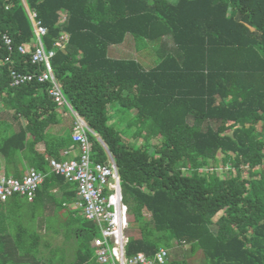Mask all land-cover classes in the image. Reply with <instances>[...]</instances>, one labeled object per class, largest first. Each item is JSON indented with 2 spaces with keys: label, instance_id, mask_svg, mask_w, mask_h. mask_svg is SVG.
Listing matches in <instances>:
<instances>
[{
  "label": "trees",
  "instance_id": "1",
  "mask_svg": "<svg viewBox=\"0 0 264 264\" xmlns=\"http://www.w3.org/2000/svg\"><path fill=\"white\" fill-rule=\"evenodd\" d=\"M25 1L46 28V49L68 35L51 65L67 101L116 163L129 218L139 229V237L125 244L126 256L134 260L143 253L151 264H186L169 261L176 242L200 252L202 264H264V0ZM5 35L12 39L10 63ZM126 35L138 47L156 46L153 67L107 56L108 47ZM36 42L23 0H0V177H22L23 159L29 169L47 173L31 199L0 201V221L12 225L0 238V264H103L92 245L98 229L79 215L80 208L69 209L70 222L78 224L68 234L75 242L70 261L62 249L42 260L38 232L21 219L25 206L16 215L14 199L38 205V193L47 196V217L77 202L76 183L51 173L46 160H60L56 151L73 142L66 132L46 133L58 108L50 82L10 86L11 69L39 71L30 61ZM22 44L25 54L17 50ZM112 107L118 114V108L136 111L126 128L109 123ZM8 111L25 121L18 130L6 123ZM88 137L92 160L107 164L102 144L91 132ZM124 138L144 141L128 144ZM39 142L43 153L36 149ZM53 184L61 191L58 202L48 193ZM161 248L167 258L159 263Z\"/></svg>",
  "mask_w": 264,
  "mask_h": 264
},
{
  "label": "built area",
  "instance_id": "2",
  "mask_svg": "<svg viewBox=\"0 0 264 264\" xmlns=\"http://www.w3.org/2000/svg\"><path fill=\"white\" fill-rule=\"evenodd\" d=\"M37 42L31 52L30 61L40 69L37 73H24L11 69L10 86H20L30 82H50L49 94L57 107L67 106L74 116L71 138L78 143V155L69 160H48L50 172L65 177L76 183V207L82 210L85 219L92 221L100 231V236H95L92 245L95 247L98 260L103 264H151L143 253H138L136 258H128L125 254L126 230L129 227V207L123 200L121 181L116 168L108 161L107 164L95 163L92 160V142L88 137L91 132L88 125L72 108L67 101L61 85L57 81L51 59L55 55V48H62L68 40L67 34L54 42L52 49H46L41 41V36L46 33V28L39 21H35L36 14L30 12ZM64 20L62 17L61 21ZM4 44L8 49L5 62H11L13 51L12 39L3 36ZM21 54L26 53V45L17 47ZM47 173L33 168L20 178L9 176L0 177V201L4 202L9 197L17 195L31 199ZM94 242V244H93ZM159 263L167 258V251L159 249L157 253Z\"/></svg>",
  "mask_w": 264,
  "mask_h": 264
},
{
  "label": "rangeland",
  "instance_id": "3",
  "mask_svg": "<svg viewBox=\"0 0 264 264\" xmlns=\"http://www.w3.org/2000/svg\"><path fill=\"white\" fill-rule=\"evenodd\" d=\"M130 48L131 47H128V52H131ZM155 49L156 46L153 47L152 45H148L147 48L145 49L143 48L145 53L144 62H140V63L143 66V68L146 70L154 66L155 63L157 62L156 59L157 55L155 54V52H153ZM128 52H126L127 53L125 54L126 56H128V54H131ZM66 109L69 111L67 106ZM118 109L122 111V113L120 114L116 113L117 117L119 118L116 119L114 118L113 123H117V126H115L116 128L124 129L126 128L127 122H129L132 118L129 116V113L134 114L135 111L130 110L131 112H128L129 110H122L120 108ZM109 123L112 124V122ZM134 128L135 126L131 127V129ZM158 140L159 138L157 139L154 138L151 141V143L157 146L159 144ZM124 141L125 143L128 144L135 143L137 145H140L141 142L144 141V138H124ZM221 156L222 154L219 153L218 157L220 158ZM244 176L246 177L245 174ZM48 206H49L48 204L42 205L41 203L38 205H30V206L27 205L24 207V210L21 212V219L23 223L28 227V229H33V230L35 229L38 232L40 240L38 242L37 249L39 250L38 255L43 256L42 260H44V258H47L50 255V250L62 249L66 252V256H67L66 261H70L73 258V245L75 242L74 239L72 240L68 239V234L69 231L73 230V228H76L78 224L76 223L72 224V222H70L71 214L64 208H63L64 210H59V214L54 213L55 211L53 210V214L46 217L44 213L45 210L44 208H47ZM31 211H33L32 216H31ZM3 213L4 212H1L0 215L1 216L4 215ZM146 214L147 217L149 218V214L148 213ZM130 218H131L130 227L128 228L125 234V238L127 239V241L129 240L130 236L139 237V229L135 224V222H133L132 215H130ZM46 219H49V221H47ZM98 232L100 234V231ZM146 258L148 259L150 257L147 256ZM171 260H175L178 262L185 261L186 264H202L200 252H195L193 254L190 252L188 245H184V244L178 245L176 242H174L173 247L169 249V261Z\"/></svg>",
  "mask_w": 264,
  "mask_h": 264
},
{
  "label": "crops",
  "instance_id": "4",
  "mask_svg": "<svg viewBox=\"0 0 264 264\" xmlns=\"http://www.w3.org/2000/svg\"><path fill=\"white\" fill-rule=\"evenodd\" d=\"M128 40V41H126ZM168 46H171V42L170 40L168 41ZM128 47H131V52H128ZM145 47L143 46V43L141 45H139L136 43L135 39L132 38V36L130 35H126L125 36V40L120 43V44H116V45H110L107 49V56L111 59H126V58H134V59H138L140 62H144V50ZM153 50V49H151ZM128 54V56H126L125 54ZM155 52V54L157 55L156 49L153 51ZM158 58V55L156 57V59ZM153 67V66H152ZM0 110L3 113V111H5L3 108L0 107ZM132 111H135L134 109H132ZM131 112V111H130ZM136 112V111H135ZM109 113H110V121L109 122H114V118H119L116 115L115 110H113L112 108H109ZM55 116H53L52 119V123L49 125V127H47L46 129V133L50 134L51 136H60V135H64L66 132V134H71V130L73 127V119L74 116L73 114H71L70 111H68L66 109V107L62 106V107H58L55 109L54 111ZM135 114V113H134ZM134 114L129 113L130 117H133ZM4 116V115H3ZM11 112L8 111V116L7 118H5L7 120V124H10L12 126L13 129L18 130L19 129V124H25V121L22 118H19L17 120H15L14 118H11ZM55 147L57 148V145H55ZM54 146H51V149L56 151V148ZM36 149L37 151H39L40 153L45 152V144L43 142H39L36 145ZM58 154V158L60 160H67L70 158H73L76 156L77 151H76V147L73 144V142L69 143L67 146L65 147H60L58 151H56ZM47 157V156H46ZM49 157L46 158V160H48ZM109 161V160H108ZM23 163L25 165H27V168H25V170L23 171V175L27 172V170L30 168V165L28 164V162L23 159ZM51 195H55V201H59V199H61V191L59 189L58 185H51L50 188L48 189ZM40 194V196L38 197L37 201L41 202V204L43 203V205L47 204V196H45L44 193H38ZM59 195V198H57L56 195ZM13 200V199H12ZM15 201L19 202V209L18 212L16 213V215H19V213L22 211L24 206H27V204H29L28 202H26L25 199L23 198H15ZM53 202V200H52ZM29 206V205H28ZM50 208V207H49ZM49 208H44L45 211V216L47 217V215H49ZM67 210L69 212V209H76L74 206L67 204V206L65 207H60L58 206L56 212L54 213H58L59 214V210ZM5 210L4 206L0 205V212H3ZM51 211L53 210L52 208L50 209ZM53 213V212H51ZM79 214L81 215L80 211ZM45 219V218H44ZM47 221H49V219H46ZM45 220V221H46ZM9 220H1L0 221V238H5V236H7L8 233L12 232L11 228L12 225L10 224V222L8 223ZM9 224V225H8ZM4 246H9L8 242H5L3 244Z\"/></svg>",
  "mask_w": 264,
  "mask_h": 264
},
{
  "label": "water",
  "instance_id": "5",
  "mask_svg": "<svg viewBox=\"0 0 264 264\" xmlns=\"http://www.w3.org/2000/svg\"><path fill=\"white\" fill-rule=\"evenodd\" d=\"M23 3H24V6L26 7V10L29 11L28 9V6H27V3L25 0H23ZM91 133L96 137V139L102 144V146L104 147V149L106 150V153H107V157H108V160L110 161V163L116 168L117 170V166H116V163L114 161V158L113 156L111 155L109 149L107 148L106 144L104 143V141L101 139V137L99 136V134L95 133L94 131L91 130Z\"/></svg>",
  "mask_w": 264,
  "mask_h": 264
},
{
  "label": "clouds",
  "instance_id": "6",
  "mask_svg": "<svg viewBox=\"0 0 264 264\" xmlns=\"http://www.w3.org/2000/svg\"><path fill=\"white\" fill-rule=\"evenodd\" d=\"M29 10V9H28ZM28 12V15H29V13H30V10L29 11H27ZM33 13V12H32ZM32 21V20H31ZM65 107V106H64ZM91 130V129H90ZM74 158V157H73ZM50 159V158H49ZM56 159V158H55ZM70 159H72V158H70ZM58 160V159H57ZM67 160H69V159H67ZM121 190H122V188H121ZM123 195V194H122ZM20 197V196H19ZM76 204V203H75ZM74 204V207L75 208H78V207H76V205ZM80 213H81V215H82V210L80 209ZM83 216V215H82ZM84 217V216H83ZM130 219V218H129ZM87 220V219H86ZM89 221V220H88ZM92 222V221H91ZM97 227V226H96ZM129 227H130V221H129ZM128 227V228H129ZM98 229V228H97ZM128 230V229H127ZM126 230V231H127Z\"/></svg>",
  "mask_w": 264,
  "mask_h": 264
}]
</instances>
